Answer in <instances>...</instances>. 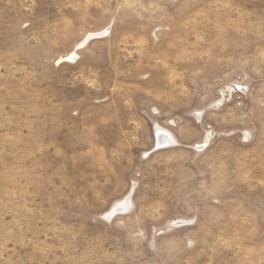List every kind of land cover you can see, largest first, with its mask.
<instances>
[{"label":"rangeland","instance_id":"374dc122","mask_svg":"<svg viewBox=\"0 0 264 264\" xmlns=\"http://www.w3.org/2000/svg\"><path fill=\"white\" fill-rule=\"evenodd\" d=\"M0 264H264V0H0Z\"/></svg>","mask_w":264,"mask_h":264}]
</instances>
